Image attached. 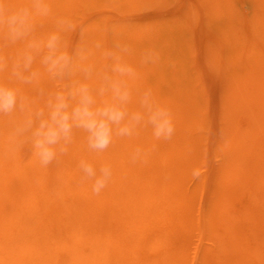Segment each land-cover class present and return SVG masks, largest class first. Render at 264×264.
I'll list each match as a JSON object with an SVG mask.
<instances>
[{"label": "bare ground", "instance_id": "bare-ground-1", "mask_svg": "<svg viewBox=\"0 0 264 264\" xmlns=\"http://www.w3.org/2000/svg\"><path fill=\"white\" fill-rule=\"evenodd\" d=\"M59 1L52 0L54 13L58 12L57 8H59L62 0ZM262 1V4L260 2L261 7L264 6V0ZM9 2L17 4L26 2V0H11ZM66 3L70 5L71 0ZM65 9L67 12L66 7ZM62 13H64L63 10ZM262 14L260 15L263 18L264 15ZM56 15L60 16L59 12ZM261 21H259L260 25L256 23L257 26L251 22L250 25L255 28L253 30H251L253 27L250 26L249 28L253 34L257 35L258 38H256L259 41L257 39L252 40L256 43L260 42L264 48V18ZM43 23L44 29L47 30V26L50 25L52 26L48 27L49 30L53 28L51 19L45 20ZM39 34H42V30ZM250 38L253 36L251 35ZM236 40L239 38H235ZM243 40L244 38L240 39L241 43L233 40L232 43L234 42L235 45L231 44L232 49L236 50V53L229 55L230 58L232 57V59L229 58L231 60L229 64L233 70H230L232 73L230 77L227 74V77L231 78L227 82L230 85L228 94L231 93L232 96L229 94V103L225 107L228 108L229 106V111L230 109L232 111L230 114L225 110L229 116H227L224 134L219 144V147H222V150L220 149L222 151L221 160L214 170V188L209 199H207L208 204L204 207L205 210H200L198 219L194 218L193 210L197 192L195 188L197 189V187L195 184L189 185L187 181V176L191 173L189 172L190 168L192 171L193 167L197 165L196 161L202 160H199L200 158L197 156L200 152V146H198L200 137H198L199 139L195 137V139L194 135L190 133L193 127L197 126L192 122L188 112L190 111L191 114V107L194 103L182 101V94L179 95L181 89L174 85L175 83L180 84L185 90H188L182 84L180 73L181 82L177 79L179 81H174V84L168 78L170 74L169 76L166 75L167 69H164L166 65L168 66L166 68H169V61L165 54L161 55L162 57L156 65L142 67L137 63L141 70L140 72L139 67L136 66L141 78L137 81V85L139 84L138 87L140 88H152L158 100L171 108L176 126V134L171 141L156 140L152 136L151 129L146 128L141 129L138 135L131 138H114L108 150L103 153H94L88 150L84 134L77 132L67 155L61 156L58 161L45 168L40 166L33 155L30 143H23L24 147L26 145L29 149L27 154L19 155L21 149L18 148L17 144H12L9 141V134L14 127V119L0 118V264H185L186 257L183 244H178L179 241L175 242L174 240H179V236L190 232L188 230H192L195 226L200 229L198 232H202L205 237L211 235L212 222L221 223L225 235L229 236L228 239L227 237L224 238V245L226 239L227 245L234 240L237 241L239 234L231 232L236 218L234 219L233 211L230 212L229 208L231 207L229 200L232 193L230 184L237 192L241 188V184L245 185L244 183L249 182L250 178H255L248 177L254 174L253 171H250L249 174L251 175L247 173L246 176L245 173L243 174L245 177H242L241 170H243L245 163L237 164L238 160H242L239 155L243 156V153L247 151L248 154L251 153V156H254V160L251 159L252 157L250 158L256 162L254 167L259 169L261 165H264V49H262L263 52L260 49L256 50L258 43L254 49L252 45L255 42L246 39L249 41L247 43ZM246 44H249L252 49H249V46L245 47ZM154 46L157 47L158 45ZM19 47L22 45L7 48L5 52L14 55ZM245 48L247 49L245 50ZM244 50H248V53L244 55H246L245 58L249 65L253 66V69L244 75H239V68L237 69L235 62H238V59L242 61ZM246 60H244L245 63H247ZM132 61L133 59L130 62ZM95 64L98 66V63ZM135 65L136 63H134ZM237 65L241 68L240 63ZM34 68L41 71L42 78L39 86L47 91L60 90L64 85L70 83V81L51 80L38 62ZM142 71L146 72L143 74ZM153 73L154 75H152ZM185 74L188 79L189 73L186 72ZM150 75H152L151 78ZM146 77L148 80L154 77V82L150 83ZM7 78V73L0 75V80L4 82H7ZM72 79H81V77L77 75ZM157 83L162 85L158 86ZM16 86L21 88L25 94L33 98L36 97L34 86L20 84ZM228 99L226 97V102ZM38 103L42 105L43 101L39 100ZM136 107L137 105L133 101L130 108L135 109ZM235 107L239 109L236 111L233 109ZM239 117L244 121L243 126H240L237 121ZM136 147L149 150L150 154L146 163L133 165L129 162L130 154ZM246 156L244 155V157ZM234 157L237 161L234 160ZM81 159H87L97 167L101 164L112 166L113 178L100 195L92 193L89 183H80L81 173L78 164ZM250 162L248 163L251 164ZM259 171L257 173L263 176L264 171L263 173L260 172L262 175ZM254 172L256 173L255 170ZM262 179L264 178L262 177ZM252 180L249 187L252 186L262 191L260 184L264 185V182L258 183L256 179ZM254 184L257 186L259 184V186ZM247 186L243 187L244 190ZM255 189L254 191H257ZM254 191H251V194H254ZM260 197L262 196L253 197L255 201L252 200L251 203L259 205L262 202L259 200L262 199ZM263 205L264 203L259 208L256 207L258 214H261L260 212L264 209ZM237 215V220L241 222L243 217L240 214ZM247 218L250 221L248 216ZM195 219H197L196 223ZM245 220L247 221V219ZM248 221L247 223L250 225ZM258 223L252 224L254 227L256 226L255 229L259 228ZM249 233L247 234L249 235ZM262 233L261 231V235ZM236 235L238 237H235ZM258 238L262 237L258 236ZM258 238L255 241L256 246ZM246 241L248 246V240L246 239ZM260 241L264 242V239L262 238ZM255 242L253 246L251 243L249 248L247 247V258L250 255L259 258L260 255L256 256L255 254L258 252L256 253L254 250H264V248L261 249L262 247L257 249ZM227 245L223 246V243L218 241V244L211 246V248L216 253H222L225 251V248L224 250L222 248ZM239 246L240 250L229 245L231 250L227 247L228 251H236H234L233 256L232 253L228 254L226 250L225 256L227 255L234 260L235 263L232 264H241V261L243 264V260L244 264H247L251 257L249 260L245 258L247 262L245 259L239 260V252L246 250L244 242H241ZM249 249L252 250L251 253H254H250L248 256ZM236 253L238 255L235 257ZM260 257L263 258V262L264 257ZM27 258L28 260L25 261ZM229 258L228 264L231 261ZM219 259L221 260V258ZM253 261L251 264H255L256 260Z\"/></svg>", "mask_w": 264, "mask_h": 264}, {"label": "clouds", "instance_id": "clouds-1", "mask_svg": "<svg viewBox=\"0 0 264 264\" xmlns=\"http://www.w3.org/2000/svg\"><path fill=\"white\" fill-rule=\"evenodd\" d=\"M51 19L53 30L42 34L43 21ZM77 24L67 16L54 13L52 0H26L13 4L0 0V118L14 119L9 134L12 144L30 143L40 166L48 167L67 155L75 134L81 132L89 151L103 153L114 138H131L141 129L150 128L156 140L171 141L176 134L173 113L161 103L150 87L140 88V73L129 61L135 49L127 42L114 41L111 47L85 42L86 29L79 28V40L69 53L66 35L77 31ZM22 45L14 55L5 49ZM97 50L106 62H89ZM160 53L146 47L139 53L141 66L156 65ZM53 81H70L57 91L40 87L42 73ZM79 75L81 79L72 78ZM34 86L36 97L25 94L16 85ZM39 100L43 101L41 105ZM135 101L137 107L131 109ZM18 117V119H16ZM150 152L136 147L130 154L133 165L146 163ZM80 183H89L94 195H100L113 178L110 164L99 167L87 159L78 164ZM193 179L200 170L194 168Z\"/></svg>", "mask_w": 264, "mask_h": 264}, {"label": "rangeland", "instance_id": "rangeland-1", "mask_svg": "<svg viewBox=\"0 0 264 264\" xmlns=\"http://www.w3.org/2000/svg\"><path fill=\"white\" fill-rule=\"evenodd\" d=\"M63 1H65V3H63ZM66 2H68V0H62L60 2L58 6L59 8H57L59 15L67 16L71 18L74 21V23H76L78 26L76 32L69 33L66 35V39L70 41V45L68 49L70 54L74 50V47L80 38L79 28L84 27L86 29L85 42L89 46L94 45L95 42H100L104 47L107 48V47H111L113 42L117 40L131 44L133 48L136 50L135 52H137L138 54L135 53V55H133L129 59L132 58L133 61L135 62L132 61L131 63L133 64L136 63L135 66L137 67H139L138 65H140V64L137 65V63H139L138 61H139L140 51L146 47L151 46L155 48L156 46L154 45H158L156 48L157 50L159 49L160 57H162L161 56L162 54H165V57L167 56V59L169 61L168 62L169 68H166L168 67L166 65L164 70L167 69L166 75L169 76L170 74V77L173 74L171 78L167 76L171 80V83L174 84L175 83L174 81L178 82L181 76L182 84H184L183 86L187 87L188 90H185V88L180 86V84L175 83L174 85L180 87L179 89H181V91L179 90L180 91L179 95L182 94L181 95L182 101L194 103L193 105L191 104L194 107V108L191 107L192 108L191 114L190 111L188 112L189 115L191 116L190 118L192 122L197 124V126L196 127L194 126L190 133L194 135V136L192 135L194 138L196 137L197 139H199L198 137H200L199 139L200 142L198 143V146H200L199 147L200 152H198L197 156H199L200 158L199 160L201 159L202 160L201 161L197 160L198 162L195 160L197 165L193 167L200 170V176L198 179H193L191 173H189L187 176V181L189 182V185L195 184V187H197V189L195 188L197 192L195 195V201L193 206L194 218H197L200 210L201 209L203 210L204 207L208 204L207 199H209L210 193L214 188V182H213L214 170L221 160V152H222L221 151L222 147H219V144L222 141L221 137L224 134V130H225L224 128L226 125L227 116H229L227 113L230 112L231 114L232 111V109H230L229 111L228 109L229 106L228 108H226L227 106L225 107V105L229 103L228 98L231 95V93H229L230 95L228 94V92H230V88H229L230 85H228L229 83L227 84V82L231 80V78L229 79V77L230 74H232L231 71L233 70V69L231 70L232 67L229 64V62L231 61L230 59H232V57L230 58V56L232 55V53L233 54L236 53L235 52L236 50L234 51L232 49L231 44L233 45L234 42L236 41L240 42L241 38H244L245 42L247 43H249V41L252 39L258 38L255 33L254 36V34L251 32V30H253L255 27H253L250 24L251 22L252 23L254 22L255 24L253 25L257 26L260 23L259 21H261V19L264 18V17L262 18V16L260 15L261 13H263L262 15H264V11H263L264 6L262 7L260 6V2L262 4L263 1L262 0H71V4L69 3L70 5H68ZM65 7L67 8V12ZM62 10L64 13H62ZM51 26L52 25L47 26V30L42 29V33H45V31L46 32L52 31L53 28L49 30ZM250 26L253 27L251 30L249 28ZM248 35L250 36L252 35L253 38H250V36ZM231 38H233L232 41L234 40L233 43L231 41ZM235 38L236 39L239 38V40L235 41ZM246 39L247 40L250 39V40L246 41ZM252 41L253 43L255 42L254 40ZM257 43H258V47L255 46ZM257 43L255 42V44L252 45L253 48L256 47V50L260 49L262 51V49H264L261 46L262 44H260V42ZM246 46H249L248 48L252 49V47L250 48L249 44H246L245 47ZM161 48L162 51H160ZM246 49L247 48H245V50ZM248 50L243 52V55L248 53ZM245 57L246 55H244L242 59L243 62L239 61L241 59H238L237 60L238 62H235L237 69L239 68L238 69L239 75H244L252 71L253 69V66L249 65ZM244 60H246L247 63H245ZM89 62L98 63V67L106 63L100 54V50H97L95 55L93 57H90ZM238 63H240L241 68H243L242 71H240L241 68L239 65H237ZM138 69L140 70V67ZM184 72L185 73L187 72V74L189 73V75H187L189 77L188 79L185 77L186 74ZM183 73H184V78L186 79L183 78L182 76ZM143 74L141 75L142 77ZM227 74L229 77H227ZM152 75H154V73ZM152 75H150L149 77L151 78ZM154 79L155 78L152 77V79L148 80L146 77V80L149 81L150 83L154 82L153 81ZM177 79L179 80L177 81ZM147 81L146 83H149ZM223 82L224 84H222ZM156 85L161 86L162 84L160 85L159 83H157ZM226 97L228 99V102H226ZM233 109L237 111L239 108L235 107ZM225 110H227V113L225 112ZM240 117L237 119V121L240 123V126L241 125L243 126L244 121ZM17 145L18 148L21 149V151H19L20 156H24L25 153L27 154L29 149L26 145H25L26 148L24 147V144H22L23 146L20 144ZM246 153L247 151L244 152L243 154L246 156L248 154ZM249 154L246 157H244V155L243 156L239 155L242 158V160L237 161L235 160V157L234 160L237 161V164L240 162L242 164L245 163L243 170H241L242 175L246 173L247 176L249 173H251L250 171H253L255 175L252 173L253 175L249 174L251 176L248 177H255V178H250V181L247 180L249 182H245L244 183L245 185L241 184L240 186L241 188L237 190V192L234 190L235 188H233V186L230 184V187H232L230 191L232 193L230 196L231 198L228 197L230 198L229 200L230 201L229 204L231 206L229 207L230 212L233 211L236 215L235 216L234 213L232 212L234 219L236 218L235 220L238 221L237 214H240L241 217H243V219L241 218L242 219L241 222L234 221L232 225L233 229L231 230V232L234 234H239L238 235L239 237L237 235L235 236L238 237V240L237 241L234 240V242L229 243V245H232V248L235 247L234 249H236L237 247L238 250H240L239 245L241 242L242 243L244 242L246 250L244 251L241 250L239 252L240 255L237 254L238 251L235 254V257L238 255L239 258L238 257L237 258L239 260H243L247 258L246 256L248 253L247 252L248 248L251 245V243H252L251 246L254 245V242L256 241V238H258V236L264 239L263 237L264 209L262 211L259 210L261 211L260 212L261 214L257 213L258 210L257 208H259V206H262V203H264V189H263L264 185H262V183L260 184L262 191H259L252 186H251L252 188L249 187L250 186L249 184L251 183V179L253 180L256 179L257 180L256 182L258 183L264 182V179H262V177L264 178V175L260 176L257 173L259 169H260L259 173L261 171L263 173L264 167L262 166L264 165H261L259 169L257 167H254L256 163L253 161L254 156H251V153ZM250 158L253 160H250ZM243 159L245 160L243 161ZM247 161L248 162L251 161L250 162L251 164H249ZM248 165H250V167L253 166L257 174L254 172L253 168L248 167ZM191 169L192 168H190L189 172H192ZM242 177L245 176L243 175ZM254 185L257 186L256 184ZM245 186H247V188L249 187L248 190L247 188H245L244 190L243 187ZM254 189L257 191H254ZM250 190L254 191V194H251L252 192ZM256 195L262 196L260 197L262 199L258 198L259 200L262 201L261 203H259V205H253V203H251L253 202L252 200H254L253 197H259ZM257 201L256 204L258 203ZM254 208H256L255 211ZM198 209L199 211L197 212ZM249 209L251 210L253 209V210L251 211ZM248 214L251 216H249ZM240 215H239V219H240ZM247 216L249 217L250 221H248ZM197 219H195V223ZM245 219H247V221L250 222V225H248ZM254 221L257 223L259 222L258 229H255L256 226L254 227L252 225L255 224ZM238 223H240L241 225H239ZM196 228L197 226L193 227L192 230L191 229L188 230L190 232L185 233L182 236H179V240L178 239L174 240L175 242L179 241L178 244L179 243L183 244L182 247L184 250V255L186 257L185 264H228L229 256L227 255L225 256V253L227 252L228 254L231 253L233 254L234 251L236 250L233 249L234 250L233 252L227 250V247L229 246L227 245L228 242L227 239L229 236L225 235V230L222 224L217 222H212L211 235H207L206 237L205 235H203L202 232H198L200 231L199 228L197 229ZM261 231L263 232L262 235H261ZM246 232L247 233L250 232L249 235ZM250 234H252L253 236H251ZM250 236L253 240L250 238ZM226 237L227 239L225 240V245L227 246L223 247L222 249L224 250L225 248V251L226 250L227 251L226 252L223 251L222 253L214 252L211 246H215L216 244H218V241L219 243L222 242L223 246H225L223 241L224 238ZM262 238L260 239L262 240ZM246 239L248 240V246ZM260 239L258 238L257 240V246L255 242V246L257 249L261 247H262L261 249L264 248V242L260 241ZM259 241L262 243H260ZM206 248L208 249L206 250ZM228 248L229 250H231V247ZM241 248L244 247L241 246ZM249 251L250 252L248 256L250 255L252 250L249 249ZM254 252L259 253V254L258 253L255 254L256 256L260 255L264 257V254H262L264 253V250L262 251L254 250ZM260 256L259 258H256L255 256L250 255L249 256L251 257L250 261L247 262V260L245 259V262H247V264H251L253 260H256L255 264H264V261L262 262L263 258ZM249 257L247 258L248 260ZM219 258H221V260L223 259L222 262ZM27 260L28 258L25 261ZM233 261L234 260L231 258L229 264L235 263ZM243 264H244V260H243Z\"/></svg>", "mask_w": 264, "mask_h": 264}]
</instances>
